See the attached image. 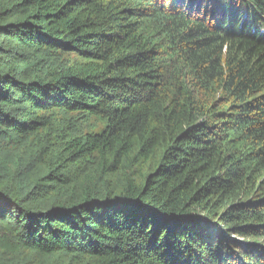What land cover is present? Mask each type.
Wrapping results in <instances>:
<instances>
[{
	"label": "trees",
	"instance_id": "1",
	"mask_svg": "<svg viewBox=\"0 0 264 264\" xmlns=\"http://www.w3.org/2000/svg\"><path fill=\"white\" fill-rule=\"evenodd\" d=\"M56 111L103 127L3 146ZM27 254L264 264V0H0V264Z\"/></svg>",
	"mask_w": 264,
	"mask_h": 264
},
{
	"label": "rangeland",
	"instance_id": "2",
	"mask_svg": "<svg viewBox=\"0 0 264 264\" xmlns=\"http://www.w3.org/2000/svg\"><path fill=\"white\" fill-rule=\"evenodd\" d=\"M49 113V112H48ZM53 122L52 129L42 130L37 135H30L26 137H16L10 140L5 139L2 141L3 146L10 148L11 150H19L24 155H29L39 145V143L46 140L47 136L50 140V144L53 147H57L60 144L67 141L71 136L85 132H98L103 127V121L99 118L86 115V114H67L61 111L52 112L51 114ZM80 167V172L90 171L93 168L91 160L85 161ZM5 260L10 262H16L20 259V256L13 257L10 254H3ZM55 259L54 255L39 256L34 254H27L24 261L19 264H45Z\"/></svg>",
	"mask_w": 264,
	"mask_h": 264
}]
</instances>
